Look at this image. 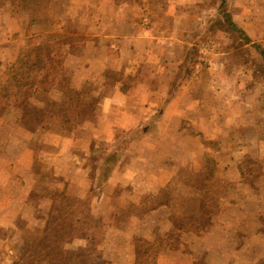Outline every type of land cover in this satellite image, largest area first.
<instances>
[{
    "label": "rangeland",
    "instance_id": "rangeland-1",
    "mask_svg": "<svg viewBox=\"0 0 264 264\" xmlns=\"http://www.w3.org/2000/svg\"><path fill=\"white\" fill-rule=\"evenodd\" d=\"M258 46L264 0H0V86L42 61L1 100L0 264H207L199 226L221 214L245 243L263 226L245 200L264 188Z\"/></svg>",
    "mask_w": 264,
    "mask_h": 264
},
{
    "label": "crops",
    "instance_id": "crops-1",
    "mask_svg": "<svg viewBox=\"0 0 264 264\" xmlns=\"http://www.w3.org/2000/svg\"><path fill=\"white\" fill-rule=\"evenodd\" d=\"M125 95L120 91L118 99H113L110 102V108L114 109L115 106L118 105L117 102H123L122 101V97H124ZM204 106V103L199 100V105L198 108L201 109ZM189 109H190V104H189ZM201 115V114H200ZM215 117V116H214ZM203 132V131H201ZM211 162H213L215 164V161L212 160ZM235 167H231L230 169L232 170ZM214 171H217V167H214L212 170V174H214ZM256 195L254 193H252L251 190L247 191L246 194V202L249 206H255L258 207L259 209H262V213L261 214H257L256 215V221H258L259 223L261 222V224H263V226L261 227V229H253L250 228V233L246 232L245 235V239L246 242L243 243L242 245L239 244V235H237V233L235 231H232V233H230V238H231V243L230 246L228 247L227 244H225L221 238V234H225L226 232V228L225 225L222 221L223 215L221 214V217H217L216 221L214 222H209V224H207L206 222L201 224L199 226L200 229V234H199V240H200V245H199V253L200 252H204L206 254H208V258L206 259L207 264H232L233 261L232 259L229 261V257L228 254H230L232 257L235 256V261H236V257H239V254H249V253H261L264 256V204H263V200H264V188L263 191L258 194L257 197H255ZM175 200H173L172 202H174ZM194 205L198 202V208H199V202L196 199H192ZM192 201L188 200H184L182 201L183 204V210H189L191 205H192ZM180 202V201H179ZM167 207L168 206H172V203L169 204H165ZM184 206H186L184 208ZM232 207L230 208V213L234 212L236 209V206H234L233 204L231 205ZM162 209V208H161ZM162 212V210L158 209V210H152L148 215H146V218L148 216L147 220H152L156 218H158L160 216V213ZM185 213V212H184ZM229 213V212H228ZM132 218V217H131ZM130 218V219H131ZM233 218H235V216L230 215V222L231 224H233ZM131 222H135V223H139L140 219H131ZM159 221L161 222L162 220L159 219ZM165 222L168 223V225H165ZM169 220L168 221H164L161 225H160V233H162V231L164 232L165 228H168V230H170L171 228H173V225L170 224L169 225ZM140 226V225H139ZM205 228V230H203ZM226 235V234H225ZM254 245L252 244V241ZM191 252H196L194 250H191ZM216 255L221 256L222 258L220 260L216 259ZM225 255V256H224ZM226 257H228V260L226 259ZM229 261V262H228ZM264 262V258L262 260H257L254 257H247L245 259V264H261Z\"/></svg>",
    "mask_w": 264,
    "mask_h": 264
},
{
    "label": "trees",
    "instance_id": "trees-1",
    "mask_svg": "<svg viewBox=\"0 0 264 264\" xmlns=\"http://www.w3.org/2000/svg\"><path fill=\"white\" fill-rule=\"evenodd\" d=\"M225 6V2L221 5V7ZM226 21L228 23H232V21L229 18L228 13H225ZM233 25V24H231ZM234 26V25H233ZM258 49L261 51V54L264 56V49L260 48L258 46ZM42 63L40 59H33L31 57L22 56L20 57L17 62L13 66V77L10 79L6 85L0 86V105H2V99L8 100L11 97V94L15 88H19L20 92H22V96L20 99H23L24 96L29 92H26L25 89L27 88H34L36 87V82L34 75L30 73V70L38 68V66ZM14 85H10V84ZM25 90V91H24ZM17 94V93H15Z\"/></svg>",
    "mask_w": 264,
    "mask_h": 264
}]
</instances>
